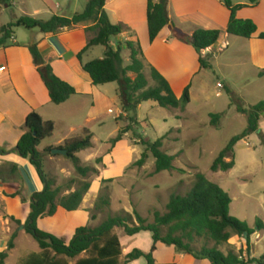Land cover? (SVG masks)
I'll use <instances>...</instances> for the list:
<instances>
[{"label":"trees","instance_id":"1","mask_svg":"<svg viewBox=\"0 0 264 264\" xmlns=\"http://www.w3.org/2000/svg\"><path fill=\"white\" fill-rule=\"evenodd\" d=\"M221 1L230 11L226 33L244 39L253 38L258 32L255 22L237 17L238 12L248 6L234 5L231 0ZM249 1L251 5L257 3L256 0ZM9 2L10 0H0V5H6ZM105 3L106 0H89L85 10L73 17L55 15L49 20L19 18L1 28L0 47L8 45L15 29L18 28L38 30L43 34H58L64 29H73L82 24H94L93 27L88 28V31L94 32L95 35L90 39L86 48L79 53L78 59L82 62L83 69L89 75L94 86L119 84V99L125 114L120 119L124 120L127 126L119 131L115 139L111 140V144L114 146L126 134L137 132L139 126L137 112L143 103L153 101L162 108L185 110L190 104V85L178 98L170 83L154 67H150V78L153 82V85L150 86L139 42L128 41L117 45V47L113 46L112 40L122 35L126 28L123 25H114L110 22L105 11ZM168 5L169 0H148L147 26L151 43L170 24ZM223 33L221 30L198 29L192 36H189L174 30L173 37L191 45L196 50L202 69H212L208 56H205L204 52L214 47ZM259 38L264 40V32L259 35ZM95 47H104L105 57L83 63V55ZM28 48L53 104L61 105L77 94L72 85L54 74L51 65L45 61L37 44H31ZM124 50L129 52L130 60V64L126 67L124 66ZM129 74H133L135 77L132 78ZM237 111L247 117V127L241 134L233 137L226 148L220 152L211 167L213 172H227L234 168V149L240 141L255 133L263 139L260 122L264 118V102L249 109L238 107ZM222 117L223 114H211V126L219 128ZM54 131L53 122L44 121L37 113L33 112L26 118L24 134L16 148L7 151L0 147V156L15 153L28 160L36 168L44 186L41 192L32 195L30 199L31 212L26 222L22 224L12 218V221L17 224V230L11 236L7 251L0 254V264H5L9 252L15 247V240L20 231H25L36 240L42 250L40 254H31L22 264H129L141 258H145L148 264H156L154 252L158 243L174 247L176 251L189 254L197 260H207L210 264H264V255L260 259L243 261L233 252L225 255L219 250V247L228 243L233 235L249 238L255 231L230 215L232 204L230 196L219 185L209 181L202 174L195 176L193 187L187 195L171 196L167 205V213L164 215L156 213L154 223H148L136 211L133 215L125 213L109 216L98 226L78 228L70 241L40 229L38 221L55 216L59 208L67 212L80 210L84 197L91 187V183L85 179L92 173L97 174L95 168L84 166L77 157L79 152L93 146L92 135L88 131H84L82 138L68 140L60 147L67 151L66 158L72 161L76 173L83 179L79 183L76 180L69 181L66 187L71 189L77 183L78 187L75 192L62 195L63 186L57 185L55 179L50 178L44 172V155L51 154L53 148H48L45 152L39 150L41 143L51 138ZM136 135L139 136V134ZM137 139L146 147V151L136 163L138 166H144L151 154L155 159L156 174L174 169L175 157L163 150L165 137L153 143L142 137ZM262 143L264 144V141ZM230 155L233 156V159L227 162ZM97 162L101 163L102 159H98ZM12 173H16V170H13ZM110 206V196L101 194L95 202L93 208L95 214L92 219H95L98 213H102ZM116 229H122L128 236L151 232L154 241L151 251L145 253L135 249L123 257L122 245ZM197 239L206 240V242L212 241L214 246L195 249L192 244ZM51 252L55 255L52 256ZM83 255L84 258H82Z\"/></svg>","mask_w":264,"mask_h":264},{"label":"crops","instance_id":"2","mask_svg":"<svg viewBox=\"0 0 264 264\" xmlns=\"http://www.w3.org/2000/svg\"><path fill=\"white\" fill-rule=\"evenodd\" d=\"M231 1L234 5L248 6L240 10L237 17L255 22L258 32L253 38L244 39L226 33L230 11L221 0H169L170 24L151 43L147 26L148 0H106L105 11L110 22L114 25H123L126 28L122 35L112 40V44L117 47V45L128 41L139 42L146 65L145 71H149V67H154L170 83L175 95L180 98L190 81L199 76L204 69L201 68L196 50L191 45L174 38L173 31L176 30L192 36L198 29L221 30L224 33L218 43L204 52L211 65L212 59L217 58L215 52L232 49L234 51L231 52V57L234 55L241 56L242 64L251 69L258 78L263 79L264 40L260 39L259 35L264 32V0H256L255 5H251L250 1L246 0ZM135 5L139 6L138 10ZM93 26L92 23L82 24L73 29H64L58 34H43L39 31L19 33V31H15L8 45L0 47L1 148L7 151L16 148L24 134L26 118L35 112L44 121H51L55 125L53 136L42 142L39 150L45 152L48 148L60 149L66 141L82 138L84 131H88L92 135L93 146L79 152L77 157L82 164L85 163V166H89V163H92L96 156L101 153L96 150L95 131L106 126L107 116L115 115V119L120 122L115 133H119L121 129L127 126V123L120 119L125 114L122 110L118 90L113 89V94L109 88L110 84L94 86L89 75L84 71L82 62L78 59L79 53L86 48L90 39L95 35L94 32L88 31V28ZM31 44L38 45L39 51L45 61L51 65L54 74L75 88L77 94L67 102L61 105L52 103L48 89L28 48ZM96 48L98 47L83 55V63L105 57V48L103 47L104 49L101 51H95ZM123 55L125 58L124 66L126 67L130 64L129 52L124 50ZM129 76L135 77L133 74H129ZM147 103L155 104L153 101L143 103L138 111ZM175 117L182 122L180 116L176 114ZM137 119L138 129L143 126L139 120L138 112ZM176 129L179 132L180 129ZM260 129H263L262 132H264V118L260 122ZM168 133L163 136L165 137L164 141L168 139ZM130 136L128 133L123 139L129 138L131 140ZM112 152V155L103 156H114L115 149ZM102 153L104 152L102 151ZM104 157L101 166L107 162ZM60 158H66V156L53 155L52 153L44 155V172L47 176L48 172L53 173L54 170L50 166L54 165ZM111 158L113 159V157ZM234 160L235 166L229 171H235L239 166L235 155ZM94 167L99 172L98 179L91 183L90 190L84 197L82 208L76 212H67L59 208L55 216L38 221L40 229L70 241L78 228L93 226L90 211L93 210L98 199L102 180L108 179L104 168L97 165ZM13 170H16V173L13 174ZM67 170L68 174L72 175V172ZM63 172L65 170L61 169L59 173H53V176L58 177ZM120 177L122 176L118 175L113 179L116 180ZM65 178L67 177L65 176ZM95 187L97 189H94ZM43 188L36 168L28 160L15 153L0 156V254L7 251L11 236L17 230V224L12 221V218L24 224L31 212L30 199L32 195L41 192ZM76 189L77 186L75 185L71 189L65 186L62 195H69ZM263 231L264 226H261L249 238L233 235L228 243L219 247V250L225 255L233 252L237 256H243L245 261L260 259L264 252L259 253L257 247L263 240ZM116 233L122 245L123 257L135 249L149 253L154 245L151 232H141L134 236H128L122 229H116ZM26 234L25 231L18 232L15 247L9 252L5 264H9L10 258L15 252H18L25 242L30 248V252L20 260V264L31 254L42 252L36 240L28 239ZM124 235L126 237H124L125 243L123 244L122 236ZM51 254L52 256L55 255L52 252ZM84 257L83 255L82 258ZM154 259L156 264H210L207 260H197L189 254L180 253L174 247H168L162 243L156 245ZM129 264L148 263L145 258H141Z\"/></svg>","mask_w":264,"mask_h":264},{"label":"rangeland","instance_id":"3","mask_svg":"<svg viewBox=\"0 0 264 264\" xmlns=\"http://www.w3.org/2000/svg\"><path fill=\"white\" fill-rule=\"evenodd\" d=\"M88 1L10 0L9 4L0 5V37L1 28L19 18L49 20L54 14L73 17L85 10ZM138 7L135 5L137 10ZM15 31L27 33L38 30L18 28ZM96 49L95 51H101L104 48ZM233 51L230 49L215 52L217 58L212 59V69H204L199 76L190 81L189 85L192 84L189 90L190 104L185 111L162 108L156 102L144 104L138 111L143 126L139 127L136 133H130L131 140L123 139L114 146L111 140L118 136L119 133H115V130L120 123L115 119V115L107 116L106 126L96 129V150L101 153L88 165L92 168H95V165L104 168L108 179L102 180V188L98 195H109L112 205L102 213H98L95 219H92L95 212L90 211L93 226L101 224L109 216L125 213L133 215L135 211L148 223H154L156 213L161 215L167 213V205L172 195H187L193 187L197 174L204 175L230 196L232 199L230 215L233 218L255 232L259 226H264V144L262 143L264 132H262L263 139L255 133L236 145L234 155L237 156L239 166L235 171L211 170L220 152L233 137L241 134L247 127V117L240 114L237 108L249 109L264 102V78H258L251 69L242 64L241 56L231 57ZM145 73L152 86L150 67ZM218 84L222 87H218ZM110 85V91L115 89L119 94V84ZM176 114L182 118V122L176 119ZM211 114H223L219 128L211 126ZM176 128L180 129L179 132ZM173 129L174 131H171ZM167 133L168 139L163 142V150L175 157L174 169L156 174L155 159L151 154L144 166H138L136 163L141 159L146 147L137 138L142 137L153 143ZM114 149V156H111L113 159L104 157L106 154L112 155ZM103 157L107 162L101 166L103 160L101 163L97 160ZM232 159L233 156L230 155L227 161ZM50 167L54 169V174L59 173L61 169L65 170L58 177L48 172V176L55 179L59 186L65 187L71 180H76L78 183L83 180L68 158H60ZM67 169L72 175L68 174ZM98 175L97 170V174L92 173L85 180L93 183L98 179ZM118 175L122 177L113 179ZM78 183L75 186L78 187ZM96 187L94 189H97ZM262 236L263 240L257 247L259 253L264 252V231ZM26 237L34 241L27 234ZM124 237L126 236H122L123 244ZM203 246L213 247L214 243L197 239L192 244L195 249H201ZM28 252L30 248L25 242L10 258L9 264H20V260Z\"/></svg>","mask_w":264,"mask_h":264},{"label":"water","instance_id":"4","mask_svg":"<svg viewBox=\"0 0 264 264\" xmlns=\"http://www.w3.org/2000/svg\"><path fill=\"white\" fill-rule=\"evenodd\" d=\"M53 155H63V156H67V151L63 150V149H54L52 151Z\"/></svg>","mask_w":264,"mask_h":264},{"label":"built area","instance_id":"5","mask_svg":"<svg viewBox=\"0 0 264 264\" xmlns=\"http://www.w3.org/2000/svg\"><path fill=\"white\" fill-rule=\"evenodd\" d=\"M218 87H222V86H221L220 84H218ZM218 95H219V94H218ZM240 260L245 261L243 256H240Z\"/></svg>","mask_w":264,"mask_h":264}]
</instances>
